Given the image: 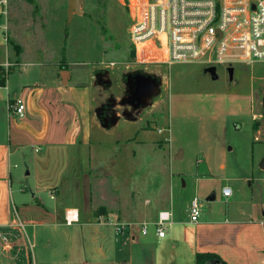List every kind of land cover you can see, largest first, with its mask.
<instances>
[{
	"label": "rangeland",
	"instance_id": "rangeland-1",
	"mask_svg": "<svg viewBox=\"0 0 264 264\" xmlns=\"http://www.w3.org/2000/svg\"><path fill=\"white\" fill-rule=\"evenodd\" d=\"M133 2L81 0L83 14L67 25L66 0H0V73L6 76L3 62L16 65L27 52L48 62H85L69 67L92 70L94 108L104 125L140 118L144 128L163 129L158 142L90 148L99 222L135 229L170 200L184 212L197 198L200 213L211 202L224 208L264 202V64L235 63L231 78L226 65H216L213 78L202 63H137L127 32ZM31 65L24 67L37 69ZM7 69L18 73L17 66ZM134 73L157 81L138 103L131 96ZM225 185L231 197L222 196Z\"/></svg>",
	"mask_w": 264,
	"mask_h": 264
},
{
	"label": "crops",
	"instance_id": "crops-1",
	"mask_svg": "<svg viewBox=\"0 0 264 264\" xmlns=\"http://www.w3.org/2000/svg\"><path fill=\"white\" fill-rule=\"evenodd\" d=\"M40 58L21 54L18 73L10 71L0 90V264H197V254L214 256L203 264H264L258 200L201 204L196 221L174 200L164 201L150 213L145 234L139 226L118 232L99 222L90 148L158 142L163 129L144 128L140 118L104 125L94 108L92 70L69 67L86 63ZM30 64L37 69L26 70ZM18 97L26 105L21 119L7 108ZM164 210L170 222L158 237L153 222Z\"/></svg>",
	"mask_w": 264,
	"mask_h": 264
},
{
	"label": "built area",
	"instance_id": "built-area-1",
	"mask_svg": "<svg viewBox=\"0 0 264 264\" xmlns=\"http://www.w3.org/2000/svg\"><path fill=\"white\" fill-rule=\"evenodd\" d=\"M133 1L134 11L127 32L137 63H202L207 67L264 64V0ZM3 14L5 16V11ZM6 26L4 21L3 40H6ZM1 66L7 76V68L17 64L6 60ZM3 88L5 83L0 85V90ZM7 108L9 114L18 119L25 115L22 98L9 99ZM221 191L224 197L231 195L229 186H223ZM188 212L191 221L198 219L197 198L190 201ZM169 222V211H160L153 222L158 237L164 236ZM147 228L146 223L139 227L142 234ZM124 229L127 228L115 230Z\"/></svg>",
	"mask_w": 264,
	"mask_h": 264
},
{
	"label": "water",
	"instance_id": "water-1",
	"mask_svg": "<svg viewBox=\"0 0 264 264\" xmlns=\"http://www.w3.org/2000/svg\"><path fill=\"white\" fill-rule=\"evenodd\" d=\"M67 1V20L66 24L69 25L70 21L72 20V17L74 14H83V11H81L80 3L81 0H66ZM206 72L210 73L213 78L216 77L215 75V67L214 66H209L205 69ZM227 72L229 77H232V72L233 68L228 67ZM156 79L155 78H150L149 76L145 74H137L135 77V89L131 88V96L134 98L137 97H146L150 93L153 92V89L156 85ZM263 106H264V97L262 99ZM180 154L177 156V158H180ZM263 167V166H262ZM214 195L210 196L207 200H212Z\"/></svg>",
	"mask_w": 264,
	"mask_h": 264
},
{
	"label": "trees",
	"instance_id": "trees-1",
	"mask_svg": "<svg viewBox=\"0 0 264 264\" xmlns=\"http://www.w3.org/2000/svg\"><path fill=\"white\" fill-rule=\"evenodd\" d=\"M5 83V75L4 73H0V85H3ZM210 258H214V256L210 255V254H197L196 255V260H197V264H203L205 262V260L210 259Z\"/></svg>",
	"mask_w": 264,
	"mask_h": 264
},
{
	"label": "flooded vegetation",
	"instance_id": "flooded-vegetation-1",
	"mask_svg": "<svg viewBox=\"0 0 264 264\" xmlns=\"http://www.w3.org/2000/svg\"><path fill=\"white\" fill-rule=\"evenodd\" d=\"M137 74H142V73H134V74L131 76V78H130V81H131V88H132V89H135L134 82H135V77L137 76ZM141 98H142V97L134 98V97L132 96V99H133V102H134V103H138L139 100H140Z\"/></svg>",
	"mask_w": 264,
	"mask_h": 264
}]
</instances>
